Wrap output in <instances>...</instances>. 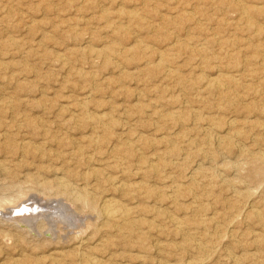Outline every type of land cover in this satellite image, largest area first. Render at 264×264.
Returning a JSON list of instances; mask_svg holds the SVG:
<instances>
[{
	"label": "rangeland",
	"instance_id": "374dc122",
	"mask_svg": "<svg viewBox=\"0 0 264 264\" xmlns=\"http://www.w3.org/2000/svg\"><path fill=\"white\" fill-rule=\"evenodd\" d=\"M223 1L0 0V264H264V0ZM56 193L85 233L3 216Z\"/></svg>",
	"mask_w": 264,
	"mask_h": 264
},
{
	"label": "bare ground",
	"instance_id": "6f19581e",
	"mask_svg": "<svg viewBox=\"0 0 264 264\" xmlns=\"http://www.w3.org/2000/svg\"><path fill=\"white\" fill-rule=\"evenodd\" d=\"M214 1V0H213ZM221 1H223V0H221ZM224 2V1H223ZM215 4V3H214ZM218 5V4H217ZM240 6V5H239ZM239 6H237V7H239ZM236 7V6H235ZM242 7V6H241ZM240 7V8H241ZM242 10L244 9V8H241ZM241 10V11H242ZM246 11V10H245ZM243 12V11H242ZM245 14V13H244ZM245 16V15H244ZM248 18V17H247ZM248 20V19H247ZM162 59V58H161ZM177 72V71H176ZM173 74V73H172ZM171 75V74H170ZM177 77V76H176ZM176 79V78H175ZM180 79H182V78H180ZM212 85H214V84H212ZM217 85H215V87H216ZM218 88V87H217ZM216 89V88H215ZM227 89V88H226ZM230 91V90H229ZM225 91H223V93H224ZM222 94V93H221ZM225 94V93H224ZM220 95V94H219ZM86 105V104H85ZM87 106V105H86ZM84 108V107H83ZM81 109H82V107H81ZM61 110H62V108H61ZM60 110V111H61ZM65 110V109H64ZM87 111V110H86ZM81 113H83V110H82V112ZM84 113H85V111H84ZM85 114H87V113H85ZM72 116V118H71V120L73 119V114L71 115ZM86 116V115H85ZM91 116V115H90ZM90 116H89V118H90ZM24 117V116H23ZM64 117V116H63ZM84 117V114H83V116H82V118H80V120H82V119H84L83 118ZM92 117V116H91ZM95 117V116H94ZM94 117H93V121L95 120L94 119ZM24 118H26L27 119V117L25 116ZM33 118V117H32ZM36 118V117H35ZM60 118V117H59ZM25 119V120H26ZM74 119H76L75 117H74ZM88 119V118H87ZM97 119V118H96ZM99 119V118H98ZM35 120H37V119H35ZM63 120H64V118H63ZM67 120V119H66ZM70 121V120H69ZM75 121V120H74ZM86 121V120H85ZM84 121V122H85ZM98 121V120H97ZM111 121V120H110ZM67 122H68V120H67ZM72 122V121H71ZM82 123V121H81V124H85V123ZM78 123V122H77ZM87 123H88V121H87ZM86 123V124H87ZM94 123H96V121L95 122H93V124ZM108 123V122H107ZM66 124V123H65ZM79 124V123H78ZM88 124H90V123H88ZM60 125V124H59ZM96 125H97V123H96ZM95 125V126H96ZM99 125H100V123H99ZM48 126V125H47ZM88 126V125H87ZM90 126H91V124H90ZM41 127V126H40ZM46 127V126H45ZM60 128H61V126H59ZM82 127V126H81ZM86 127V126H85ZM93 127V126H92ZM42 128H43V126H42ZM83 129H84V127H82ZM49 129H51L50 127H49ZM53 129V128H52ZM42 130V129H41ZM56 130V129H55ZM81 130V129H80ZM100 129H98V128H96L95 129V131H99ZM104 130V129H103ZM106 130H107V128H106ZM111 130V129H110ZM84 131H86V130H84ZM91 131V130H90ZM263 131V130H262ZM107 132V131H106ZM110 132V131H109ZM112 132H114V131H112ZM50 133V132H49ZM60 133V132H59ZM81 133H83V132H81ZM91 133H93V132H91ZM126 133V132H125ZM233 133V132H232ZM6 134V133H5ZM87 134V133H86ZM113 134V133H112ZM214 134V133H213ZM52 135H54L53 133H52ZM110 135V134H109ZM246 135V134H245ZM43 136V135H42ZM82 136V135H81ZM84 136V135H83ZM112 136H115V135H112ZM52 137V136H51ZM55 137V136H54ZM94 137V136H93ZM99 137V136H98ZM116 137V136H115ZM114 137V138H115ZM123 137V136H122ZM127 137V136H126ZM229 137V136H228ZM78 138V137H77ZM82 138V137H81ZM84 138V137H83ZM87 138V137H86ZM231 138V137H230ZM67 139V138H66ZM69 139V138H68ZM92 139V138H91ZM105 139V138H104ZM123 139V138H122ZM204 139V138H203ZM46 140V139H45ZM62 140H64V139H62ZM71 140V139H70ZM74 140H77L76 139V137H75V139ZM78 140H80V139H78ZM77 140V141H78ZM82 140V139H81ZM141 140V139H140ZM64 141H66V140H64ZM93 141H94V139H93ZM123 141V140H122ZM132 141V140H131ZM174 141V140H173ZM67 142V141H66ZM71 142H74V141H71ZM79 142H81V141H79ZM84 142V141H83ZM100 142V141H99ZM104 142V141H103ZM129 142V141H128ZM205 142H207V141H205ZM27 143V142H26ZM92 144H93V142H91ZM90 143V144H91ZM231 143V141H229V142H227V144L226 145H229ZM28 144V143H27ZM61 144H63L62 142H61ZM65 144V143H64ZM64 144H63V146H64ZM123 144V143H122ZM141 144V143H140ZM36 145V144H35ZM42 145V144H41ZM66 146H67V144H65ZM94 145V144H93ZM92 145V146H93ZM102 145V144H101ZM107 145V144H106ZM127 145V144H126ZM71 146V145H70ZM91 146V147H92ZM96 146V145H95ZM122 146V145H121ZM128 146V145H127ZM68 147H69V145H68ZM75 149H76V147L75 146H73ZM87 147V146H86ZM113 147V146H112ZM120 147V146H119ZM129 147V146H128ZM81 148V147H80ZM83 148V147H82ZM93 148H95V147H93ZM250 148V147H249ZM72 149L73 148H71V151H72ZM115 149V148H114ZM127 150H129L128 148H126ZM131 149V148H130ZM246 149V148H245ZM16 150H17V148H16ZM62 150V149H61ZM60 150V151H61ZM70 150V149H69ZM81 150V149H80ZM83 150V149H82ZM98 150V149H97ZM99 150H100V148H99ZM136 150V149H135ZM38 151V150H37ZM43 151V150H42ZM42 151H40V152H42ZM74 152L76 151L77 152V150H73ZM119 151V150H118ZM118 151H117V153H118ZM126 151V150H125ZM209 151V150H208ZM39 152V151H38ZM45 152V151H44ZM68 152H70V151H68ZM74 152H72V153H74ZM94 152V151H93ZM120 152V151H119ZM122 152V151H121ZM130 152V151H129ZM128 152V153H129ZM62 153H63V151H62ZM71 153V152H70ZM71 153V154H72ZM82 153V152H81ZM80 153V154H81ZM84 153V152H83ZM98 153H99V151H98ZM100 153H102V151H100ZM242 153V152H241ZM41 154H43L44 156H46L44 153H41ZM75 154H77V153H75ZM115 154V153H114ZM124 154V153H123ZM122 154V155H123ZM244 154V153H243ZM43 155H41V156H43ZM48 155V154H47ZM58 155V154H57ZM64 155H66V154H64ZM94 155V154H93ZM120 155H121V153H120ZM126 155H127V152H126ZM128 155H130V154H128ZM215 155V154H214ZM59 156H61V155H59ZM71 156V155H70ZM85 157V155L83 154L82 155V157ZM89 156V155H88ZM98 156V155H97ZM124 156V155H123ZM133 156V155H132ZM135 156V155H134ZM259 155H257V157H258ZM66 158L68 157V156H65ZM74 157V156H73ZM73 157H71V158H73ZM77 157V156H76ZM81 157V158H82ZM118 157H119V153H118ZM122 157V156H121ZM248 157V156H247ZM64 158V157H63ZM63 158H62V160H63ZM78 158V157H77ZM81 158H79L80 160H82ZM87 158V157H86ZM117 158V157H116ZM120 158V157H119ZM73 159H75V157L73 158ZM259 159H260V157H259ZM138 160H139V158H138ZM261 160H263L264 161V155H262L261 156ZM68 161H70L69 159H68ZM74 161V160H73ZM91 161V160H90ZM65 161H63V163H64ZM75 163H77L76 161H74ZM86 162V161H85ZM89 162V161H88ZM92 162V161H91ZM124 162V161H123ZM160 162V161H159ZM210 162V161H209ZM255 162V161H254ZM260 162V161H259ZM87 163V162H86ZM157 163V162H156ZM65 164V163H64ZM67 164V163H66ZM70 164V163H69ZM88 164V163H87ZM108 164V163H107ZM153 164V163H152ZM79 165H81V167H82V164H79ZM85 165V164H84ZM90 165V164H89ZM156 165V164H155ZM235 165V164H234ZM88 166V165H87ZM151 166V165H150ZM75 167V166H74ZM76 167H78V165L76 166ZM89 168L88 169H90V166H88ZM80 168V167H79ZM71 169H75V168H71ZM150 169H152V168H150ZM154 169V168H153ZM74 171V170H73ZM76 171V170H75ZM202 171V170H201ZM217 171V170H216ZM81 172V171H80ZM79 172V173H80ZM89 172H90V170H89ZM97 172V171H96ZM75 173V172H74ZM73 173V174H74ZM83 173V172H82ZM65 174V173H64ZM64 174H63V177H64ZM68 174V173H67ZM71 174H72V172H71ZM92 174V173H91ZM95 174V173H94ZM98 174V173H97ZM66 175V174H65ZM75 175V174H74ZM84 175V174H83ZM100 175V174H99ZM101 175H102V173H101ZM77 176V175H76ZM69 177V176H68ZM78 177V176H77ZM83 177V176H82ZM99 177V176H98ZM102 177H104L103 175H102ZM210 177V176H209ZM72 178V177H71ZM84 178V177H83ZM89 178H90V175H89ZM89 178H88V180H89ZM108 178V177H107ZM85 179H87V177L85 178ZM83 180V179H82ZM92 180V179H91ZM102 181H104V180H102ZM67 182H69V181H67ZM67 182H63V181H58V187H59V189L60 190H62V192H71V193H74L75 195H74V199L75 200H78V201H81L83 204H86L87 206H90V208H92L93 210L96 208V204H95V202H94V200H93V198L91 197V195L88 193V192H83V193H75L74 192V188L71 186V185H69V183H67ZM86 182V181H85ZM99 182V181H98ZM115 182V181H114ZM113 182V183H114ZM127 182V181H126ZM81 183V182H80ZM100 183V182H99ZM48 184V186H52L50 183H47ZM86 184H88V183H86ZM98 184V183H97ZM123 184V183H122ZM194 184V183H193ZM217 184V183H216ZM46 185V184H45ZM192 185V184H191ZM87 186V185H86ZM92 186V185H91ZM98 186V185H97ZM96 186V187H97ZM214 186V185H213ZM93 187V186H92ZM92 187H90V188H92ZM95 187V188H96ZM208 187V186H207ZM209 187H211V185L209 186ZM47 188V187H46ZM141 188V187H140ZM187 188V187H186ZM78 189H81V188H78ZM88 189V188H87ZM214 190V189H213ZM189 191H190V189H189ZM182 192V191H181ZM205 192V191H204ZM173 193V192H172ZM175 193V192H174ZM180 193V192H179ZM61 194V193H60ZM66 194V193H65ZM204 194V193H203ZM50 195V194H49ZM49 195H46V196H44V197H42V198H32V197H29V201L28 202H21V199L19 198L18 199V201H19V203H16L15 201L17 200H15V201H13V202H15L16 204H12L13 206H11L12 207V209L11 210H8L7 212H4L3 211V216H5V217H7L8 219H6V220H9V221H12L14 224H17L20 228H24V227H27V228H29L30 229V231H28V229H27V231L28 232H31V234H32V231L33 232H39V233H41V234H43V235H47V234H49V236H53L54 234H56V229L57 230H59V232L60 233H62L63 231H64V229L65 228H67V229H71V230H73L74 232H75V235L74 236H76V234H82V233H85V229H83V227L82 226H80L81 225V222H82V219H84L83 218V214H82V212H81V214H82V216L81 215H78L76 212H75V210H73V204H71V203H69V200L68 201H65L63 198H61V197H59V196H57V193L55 194V195H52V196H54V197H47V196H49ZM63 195V194H62ZM103 195V194H102ZM93 197H94V195H92ZM178 196V195H177ZM41 197V196H40ZM31 198V199H30ZM96 198V197H95ZM103 198V197H102ZM25 199V198H24ZM200 199V198H199ZM22 200H23V196H22ZM218 200V199H217ZM17 201V202H18ZM27 201V200H26ZM165 203V202H164ZM98 204V203H97ZM252 204V203H251ZM205 205V204H204ZM1 206V205H0ZM184 206V205H183ZM234 206V205H233ZM238 206V205H237ZM18 207H21V209H19V210H17L18 212H14L13 213V210L15 209V208H18ZM75 207V206H74ZM180 207V206H179ZM201 206H199V208H200ZM230 207V206H229ZM7 208H9L8 206H7ZM194 208V207H193ZM231 208V207H230ZM4 209V208H3ZM205 209V208H204ZM232 209V208H231ZM1 210V209H0ZM5 210V209H4ZM201 210V209H200ZM2 211V210H1ZM6 211V210H5ZM99 211V210H98ZM100 213L101 214H103L104 215V217L105 218H107L108 220L109 219H111V220H115V223H116V220H118L119 221V219L120 220H123V221H125V219H126V216L128 215L127 214V209H125L123 206H122V204H119V203H117L115 200H112V199H110V197L109 198H105L104 200H103V203H102V206H101V208H100ZM16 213V214H15ZM129 213V212H128ZM1 214V215H2ZM15 214V215H14ZM87 215V214H86ZM174 215V214H173ZM214 215H216V214H214ZM1 217V216H0ZM5 217H3L4 219H5ZM86 217V216H85ZM129 217V216H128ZM217 217V216H216ZM131 219V218H130ZM195 219V218H194ZM223 219V218H222ZM174 220V219H173ZM207 220V219H206ZM106 221V220H105ZM117 221V222H118ZM158 221V220H157ZM189 221H190V219H189ZM191 221H193V220H191ZM196 221V220H195ZM36 222H38L37 224H36ZM137 222V221H136ZM207 222V221H206ZM83 223V222H82ZM113 223H114V221H113ZM114 223V224H115ZM119 223V222H118ZM122 223V222H121ZM133 223V222H132ZM190 223V222H189ZM189 223H187V224H189ZM194 223V222H193ZM199 223V222H198ZM111 224H112V221H111ZM113 224V225H114ZM138 224V223H137ZM181 224V223H180ZM202 224V223H201ZM135 225V224H134ZM182 225V224H181ZM191 225V224H190ZM112 226V225H111ZM135 226H137V225H135ZM213 226V225H212ZM78 227V230L76 229V230H74L75 228H77ZM114 227H115V225H114ZM138 227V226H137ZM179 227V226H178ZM117 228H119V226L117 227ZM161 228V227H160ZM182 228V227H181ZM186 228V227H185ZM123 229V228H122ZM124 229H125V227H124ZM123 229V230H124ZM128 229H129V227H128ZM132 230H133V227L131 228ZM130 229V230H131ZM219 229V228H218ZM118 230V229H117ZM129 230V231H130ZM126 232H127V230H125ZM128 231V232H129ZM135 231V233H136V231L137 230H134ZM206 231V230H205ZM69 232V231H68ZM72 232V231H71ZM87 232V231H86ZM120 232V231H119ZM133 232V231H132ZM57 233H58V231H57ZM134 233V232H133ZM68 234V233H67ZM137 234V233H136ZM34 235V234H33ZM39 235V234H38ZM59 235H61V234H59ZM209 235V234H208ZM215 235V234H214ZM36 236H37V234H36ZM41 236V235H40ZM48 236V235H47ZM80 236V235H79ZM78 236V237H79ZM77 237V236H76ZM185 238V237H184ZM211 238V237H210ZM218 238V237H217ZM55 239V238H54ZM187 239H189L188 237H187ZM194 239V238H193ZM82 240V239H81ZM184 240V239H183ZM190 240V239H189ZM158 241V240H157ZM192 241V240H191ZM60 242V241H59ZM184 242H186V244H188L189 242H187V241H185L184 240ZM245 243V242H244ZM83 244V243H82ZM183 244V243H182ZM229 244V243H228ZM188 246V245H187ZM78 247V246H77ZM182 247V246H181ZM203 247V246H202ZM247 247V246H246ZM99 249V248H98ZM97 249V250H98ZM196 249V248H195ZM201 249V248H200ZM163 250V249H162ZM188 250V249H187ZM147 252V251H146ZM254 253H256V252H254ZM163 255V254H162ZM230 255V254H229ZM234 255V254H233ZM92 257V256H91ZM89 258V257H88ZM90 259V258H89ZM113 259V258H112ZM83 261V260H82ZM82 261H79V262H82ZM85 261H87V260H85ZM89 261V264H90V262H92L93 264H98V262H99V259H95V258H91V260H88ZM88 261H87V264H88ZM78 262V263H79ZM193 262H195V261H193ZM84 263V262H83ZM84 264H86V263H84Z\"/></svg>",
	"mask_w": 264,
	"mask_h": 264
},
{
	"label": "water",
	"instance_id": "95a60500",
	"mask_svg": "<svg viewBox=\"0 0 264 264\" xmlns=\"http://www.w3.org/2000/svg\"><path fill=\"white\" fill-rule=\"evenodd\" d=\"M19 209H21V207L15 208V209L13 210V213H14V212H18L17 210H19ZM15 214H16V213H15ZM15 214H14V215H15Z\"/></svg>",
	"mask_w": 264,
	"mask_h": 264
}]
</instances>
